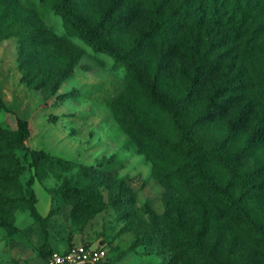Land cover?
Instances as JSON below:
<instances>
[{
  "label": "rangeland",
  "instance_id": "obj_1",
  "mask_svg": "<svg viewBox=\"0 0 264 264\" xmlns=\"http://www.w3.org/2000/svg\"><path fill=\"white\" fill-rule=\"evenodd\" d=\"M54 1L0 0V147L17 167L16 179L0 177V212L10 221L0 226V264H39L49 251L71 244L97 245L108 264H205L194 252L193 235L214 245L224 264H264V238L233 202L264 224V34L247 41L224 23L176 21L179 0H75L74 10L90 25L107 12V39L122 49L147 28L151 13L172 17L175 43L146 52L140 79L68 27ZM35 27L56 36H32ZM68 67L71 73L53 91ZM190 85L196 93L184 112L185 127L173 128L171 105ZM155 89L168 102L154 97ZM117 95L157 137L142 138L140 146L124 132L110 109ZM211 98L214 112L193 126ZM21 126L27 150L12 154L8 147L17 145ZM256 129L257 141L244 148ZM185 132L207 171L230 184L229 197L208 194L177 173ZM165 133L171 149L161 142ZM31 149L54 159L34 167ZM5 165L0 162V174ZM31 189L38 211L53 209L46 232L30 213Z\"/></svg>",
  "mask_w": 264,
  "mask_h": 264
},
{
  "label": "trees",
  "instance_id": "obj_2",
  "mask_svg": "<svg viewBox=\"0 0 264 264\" xmlns=\"http://www.w3.org/2000/svg\"><path fill=\"white\" fill-rule=\"evenodd\" d=\"M75 0H55L54 10L58 13L63 22L70 28H72L77 34H79L94 50L105 52L113 56L116 60H122L129 66V70L134 73L139 72V78L145 79L146 63L143 61V57L148 50L160 51L167 46H172L173 41L175 43L177 30L174 25L170 22L172 17H168L169 20H161L159 17H154L151 13L147 28L142 30L139 35L135 38L134 42L127 48H120L117 43H113L110 39H107L106 29L111 26L107 12H104L100 21L95 25H90L85 21L79 13L74 10ZM155 2L167 0H154ZM177 9L175 11V20L183 21L186 20L194 22H212L215 24L224 23L232 29V33L237 35H245L247 41L255 40L264 34V0H179L176 4ZM109 30V29H107ZM32 36L49 38V36H56L44 28L35 27L30 30ZM57 45V44H56ZM54 50H58L59 47L53 45ZM71 67H68L61 71L57 77V80L53 83L52 90L55 91L58 88L60 82L69 76L71 73ZM128 86V84H127ZM157 94H154L161 102H168L158 94L157 90H154ZM196 93V86H188L186 91L183 93L181 99L174 101L171 105L174 109L173 114V128L184 129L185 120L184 112L189 101L193 98ZM70 93L65 92L58 96L66 97ZM119 106L123 110L118 111L116 107ZM5 108V104L0 98V110ZM110 109L116 123L126 132L133 141L141 146L142 138H155L157 135L154 134L150 129L143 125L137 115L132 111L131 106L127 100H121L119 96H115L110 102ZM214 112V101L211 98L199 112L198 119L193 126L199 125L203 120L208 118ZM21 137L16 139L17 145L8 147L10 152L13 154L14 148L26 149L27 147L23 144V140L27 136V130L24 126H21ZM2 134V130L0 129ZM165 133L161 142H163L164 149H171L170 135ZM258 130H253L246 139L244 148H251L258 139ZM179 148H184L185 160L183 166L178 169L177 173H184L188 178L196 184V187L205 190L208 194L213 196L229 197L230 184L222 185L219 184L214 177L207 171L205 164L202 162V157L197 150L196 143L193 137L187 132L182 133L178 143ZM143 148V147H142ZM27 150V149H26ZM31 158V164L34 167H38L41 163L51 162L54 157L42 149H31L29 150ZM14 155H8L5 153V147H0V162L7 163L1 170L0 177L5 180H14L17 177V167L13 160ZM166 175L165 180H167ZM33 178L29 177L26 180V184L30 187L32 185ZM260 192V190L258 189ZM86 196L88 199V192L82 191L78 195ZM264 197L263 195H261ZM32 201L30 207L31 215L40 223L44 232H46V225L48 219L53 214V209H49L46 215H41L34 206L37 201L33 190L31 189L28 197ZM234 206L237 207L242 214L243 218L249 223L254 224L257 231L261 233L264 238V224L254 223L247 212L241 207L239 200H233ZM152 220L157 217L156 213L149 210ZM9 219L0 212V226H9ZM192 246L194 252L200 258H203L205 264H224V261L216 254L214 245L204 246L201 242L199 235H193ZM69 246V245H68ZM51 251L48 252V254Z\"/></svg>",
  "mask_w": 264,
  "mask_h": 264
},
{
  "label": "built area",
  "instance_id": "obj_3",
  "mask_svg": "<svg viewBox=\"0 0 264 264\" xmlns=\"http://www.w3.org/2000/svg\"><path fill=\"white\" fill-rule=\"evenodd\" d=\"M45 264H108L97 245L71 244L64 251L52 250Z\"/></svg>",
  "mask_w": 264,
  "mask_h": 264
},
{
  "label": "crops",
  "instance_id": "obj_4",
  "mask_svg": "<svg viewBox=\"0 0 264 264\" xmlns=\"http://www.w3.org/2000/svg\"><path fill=\"white\" fill-rule=\"evenodd\" d=\"M37 203H38V199H37V201H36V207H37ZM49 203H50V197H49ZM49 209H50V207L46 208V210H45L44 213H41L40 211H38V209H37V211H38L41 215H46ZM92 245H94V244H92ZM67 247H68V245L65 246V247H61V248H59V249H55V250H56V251H64ZM39 264H45V261H42V262L39 263Z\"/></svg>",
  "mask_w": 264,
  "mask_h": 264
}]
</instances>
